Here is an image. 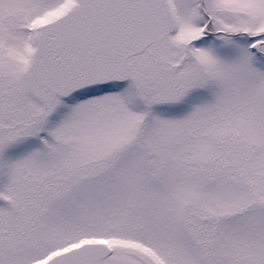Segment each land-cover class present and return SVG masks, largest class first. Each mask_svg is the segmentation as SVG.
<instances>
[{
    "label": "snow or ice",
    "instance_id": "1",
    "mask_svg": "<svg viewBox=\"0 0 264 264\" xmlns=\"http://www.w3.org/2000/svg\"><path fill=\"white\" fill-rule=\"evenodd\" d=\"M0 264H264V0H0Z\"/></svg>",
    "mask_w": 264,
    "mask_h": 264
}]
</instances>
